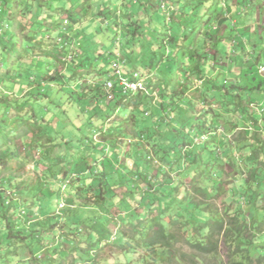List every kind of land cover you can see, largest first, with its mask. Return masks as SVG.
<instances>
[{"label": "trees", "instance_id": "1", "mask_svg": "<svg viewBox=\"0 0 264 264\" xmlns=\"http://www.w3.org/2000/svg\"><path fill=\"white\" fill-rule=\"evenodd\" d=\"M126 1L129 6L121 15L125 36L119 47L124 75L140 68V75L132 78L138 80L160 70L154 72L155 82L143 83V89L123 92L115 82L108 99L109 91L102 86L112 72L109 56L97 49L92 37L112 30L116 38L120 32L109 0H0V85L5 84L0 86V260L9 254L19 262L53 264L58 256L55 264H63L69 256L63 247L68 246L75 264L77 250L85 252L103 240L89 230V220L59 207L68 188L81 197L82 205L109 213L116 209L123 225L136 232H123L126 242L116 244L122 249L161 247L166 264H195L192 252L197 260L215 257L223 244L226 260L217 264H264V105L260 118L257 106L251 107L258 105L251 94L262 89L263 80L253 88L243 84L251 80L253 67L242 46L228 58L226 43L236 42L235 34L225 35L216 26L197 31L195 15L182 31L187 1L160 0L176 10L177 28L168 37L166 32L160 35L159 26L150 29L157 37L144 35L147 21L161 23L151 14V19L140 17L143 5L133 4L141 0ZM218 3L221 0H213L215 15ZM192 4V9L197 6ZM130 6L136 8L129 11ZM219 17L217 27H228L227 16ZM203 18L202 24L208 21ZM83 19H92L90 33ZM189 33L197 38L190 39ZM180 39H187L188 45ZM135 45L150 51L142 58L135 52L133 60L130 55L139 49H133ZM163 47L165 55L158 52ZM238 56L240 77L223 63L228 58L233 68ZM161 61L168 69L175 63L176 72L164 70ZM244 67L251 70L244 71L242 79ZM225 71L231 82L220 80ZM94 72L102 81L89 78ZM206 77L205 85L198 84ZM81 105L90 106L81 112ZM71 110L85 119L65 130L63 121ZM249 124L253 133L246 128ZM226 126L227 133H236L233 138L216 133ZM83 130L97 132L98 140ZM219 159L230 175L226 180L224 171H211ZM237 162L245 168L240 186L230 170ZM30 163L35 174L24 176ZM211 179L220 185L202 195L219 198L218 204L189 194L187 185ZM151 226L154 230L148 233ZM82 237L87 247L79 243Z\"/></svg>", "mask_w": 264, "mask_h": 264}, {"label": "rangeland", "instance_id": "2", "mask_svg": "<svg viewBox=\"0 0 264 264\" xmlns=\"http://www.w3.org/2000/svg\"><path fill=\"white\" fill-rule=\"evenodd\" d=\"M109 1H110V4L114 5L116 8L115 10H113V13L115 12L116 16L118 15L117 16V22H118V29H120V32H119V34L117 33L116 38H115V36H113L112 30L105 31L104 33L103 32L96 33L92 37L93 38L92 42L94 43V45H96L97 49L100 48V50L104 49L106 51L115 50V46L118 45L121 40H123L122 37L125 36V32L122 29V25L124 24V21L121 20V17H122L121 15L123 14L124 8L129 6V3L126 0H109ZM143 1L144 0H141V4H140V2L139 3L136 2L137 4H135V3L133 4V5H138V6L143 5V7H144L143 10L142 9L140 10V11H143V14L141 15L140 11L138 13L140 15V17L142 16L144 19H146V17L148 18V16H149V18L151 19V15H153L154 19H156L157 22L159 21V23H161V24H156V22H154V21H152V22L150 21L151 23H149L147 21V23H149V24H147L146 21L144 20L143 22L146 23V25H144L143 30L144 29L148 30V33L146 31L144 33V35H146V36L150 35L151 37H157V33L155 31H153V33L151 34L150 29L159 26L161 28L160 35H161V33L166 32V37H168L170 31L173 30V28L177 24L176 23L177 15L175 14L176 10H174L175 7H172L168 1L166 3H163L160 0H149V2L147 4H146V2L143 3ZM178 1H180V2L187 1V4H188L185 6V10L182 11V12H185L187 15V19L186 20L183 19L184 21L180 25L182 27V31L187 30V28L190 26L191 20L193 19L192 16L195 15L196 16V18H195L196 25L198 26L197 31L201 30V29L206 30V31L207 30L211 31V29L215 28V26H216V30H218V31L223 32L222 30L224 29L225 35L233 36L234 34H237V33L242 35L243 30L241 29V26L239 24L234 23L233 29L231 30V29H228L227 27L222 26V25H220V26H222L220 28L217 27L216 21L218 19H219V21L221 20L220 17L218 18V16L220 14H225V16H227L229 18L230 17L231 18L239 17V22H240L242 20V16L244 15L245 12L243 11L241 15L238 14V16H234V15H230V14L228 15V10L231 11L230 8H235V10H236L240 6L243 7V5H241V3L245 4L244 1L242 2V0H240V2H238V4H240V5H235L237 2L234 4L232 2L233 0H221V3H218V5H217L218 6V11H217L218 14L217 15H215L216 10H214L215 5H213V0H178ZM192 3L197 4V6L193 7V9L191 6V5H193ZM135 8L136 7H134V6L133 7L130 6L127 10L130 11L131 9H135ZM243 8H244V10H246L247 5ZM145 9H146V11H144ZM202 13H203V15H202ZM138 14H137V17H138ZM214 15H215V17H214ZM174 16H175V18H174ZM202 17H204L203 20L208 19V21H206L202 24V22H201ZM222 18H225V17H222ZM91 21H92V19L87 20V21H85L84 19L82 20V22H83L82 26L85 27V29H87L89 31V33L92 31L93 26H95V25H93V23ZM100 22H101V19H100ZM102 24L106 25L105 23H102ZM176 28L177 27H175V29ZM107 32L110 34V36H108ZM176 33L181 34V33H179V30H176ZM175 36H177V35H175ZM181 36L183 37V34ZM189 36H190V39L192 38V40H194L193 37L197 38L196 33L194 34V36L190 35V33H189ZM142 38L144 39V36H142ZM147 40H149V38H145V41H147ZM227 40L229 42H231L230 38H228ZM180 43L183 45H188L187 39L186 40L180 39ZM145 44H147V43H145ZM167 45L170 47V50H173V47L170 46V44H167ZM155 46H156V44L153 45V47H155ZM136 47H138L139 49H136L130 55V58H132L133 60H134V58H136L135 52H138L139 58H142L143 52H144V54H148L150 51V49H147L146 46H144V48L141 46H138V45L132 46L133 49H135ZM73 49H74V45L71 46V50H73ZM227 49H228V51L230 50L229 52H231V53L233 52V51H231L232 50L231 48L229 49V47H227ZM96 50L94 49V52H96ZM158 52L161 54L163 53L165 55L166 54V48L163 47L162 49H158ZM113 55H114V53H112V54L108 53V56H109L108 60H111L113 58ZM219 59L217 61H219ZM127 60H129V59L127 58ZM153 61H155V60H153ZM160 63H161V67L164 70H166V68L168 66L163 65L164 62H162V61ZM211 63H212V61H211ZM223 63L225 66L230 68V63H231L230 61L228 62V61L224 60ZM175 65L176 64L173 63L172 66H170V68L169 69L167 68V69L169 71H172L175 73L176 72L175 67H173ZM250 65H252V67H253L252 71H249L251 69H249L248 67L247 68L244 67L242 69V74H243L242 79L246 77L244 71H249L248 75L251 79V80L246 81V83L244 82L245 81V79H244L243 84H246L249 87L253 88L254 84H257V82L259 80H263L262 89L261 90H255L254 89V91H253L254 93L251 94V97H252L251 99L253 101L256 100L258 102L260 99L264 98V93L261 92V91H264V75L258 71L259 64H256L254 62V60H252ZM121 66L124 67L125 63H122ZM57 67L58 66H56V68ZM134 67H135V69L139 68V67L136 68V66H134ZM22 68H24V65L22 66ZM139 69L137 71L131 69L130 73H132V74L131 75L125 74V75L128 76V78L131 80L132 78H135L137 75L138 76L140 75L139 73H141V71ZM159 70H160V68H157L156 70H154L152 72L153 74L149 73V74H147V76L145 75V76L140 77L141 78L140 81L143 82L144 84L146 82L153 84V82H155V80H156V77H155L156 74L154 72L157 73V72H159ZM144 71L147 72L146 69H144ZM236 71L237 70L234 67L233 68V74L237 75V77H240V74H238ZM121 72H122V74L125 73L124 68L122 69ZM135 73H136V75H135ZM214 73L215 72L211 70V74H214ZM94 74H95V72H94ZM150 75H151V77H150ZM216 75L217 74H214V76H216ZM89 78H91L93 82H95L97 80L102 81L101 80L102 77L99 75H96L94 77L89 76ZM216 78H217V76H216ZM223 79L226 80V82H231L233 80V77L228 76V71H225L222 78H220V80L223 81ZM207 81H208V78L206 77L203 80L199 81V83L198 82L197 83L205 85L207 83ZM0 86H5V84L0 85ZM102 89L104 91H107L104 85L102 86ZM120 89H121V87H120ZM257 93H259V95H257ZM188 94H190V93H188ZM191 94L192 95L195 94V98L199 99V97H200V96L198 97V95L194 92H191ZM89 95H91V92H88L86 96H89ZM108 95H109L108 99H111L113 97V92L109 91ZM85 102L88 103V101H85ZM92 103H94V100H92ZM198 104H199V102H198ZM200 105H203V103L200 102ZM204 105H206L205 102H204ZM89 106L81 105L79 109L82 112L83 110H86V108L88 109ZM255 109L256 108L251 109L252 112ZM1 110H2V107L0 106V112H1ZM261 112L262 111L259 110V112L257 114L258 118L263 116L264 113L262 114ZM68 114H69L68 118L63 121V124L65 125V130H71L73 124L74 125H80L81 123L84 122L85 118L83 117L82 113L79 112V114L75 115L74 111L71 110V111H68ZM160 119L163 121L165 118L161 117ZM98 123H100V121H98ZM229 124L231 125L232 123H229ZM232 125H234V124H232ZM226 128H228V126H226L225 129H224V127H223V129L218 128L216 133L217 134L220 133L222 135L224 133H226L227 134L226 138H228V139L233 138V136L236 133L234 135H231V134L226 132V130H227ZM252 130H253V128L251 129V131ZM83 132L87 133L89 137L93 138V140H98L97 132H94L92 130H89V131L83 130ZM238 132H240V131H238ZM252 133H253V131H252ZM259 138H261V137H259ZM15 144L20 147L19 148L20 150H22L23 146H22L20 140L17 139L15 141ZM246 149H249V148L247 147ZM124 150L125 149H122V151H124ZM208 150L209 149H205L202 153L205 157L208 154ZM43 152L47 153V151L44 149H43ZM99 155H101L100 152L98 153V156ZM210 156H212V160H213L215 158L216 154L212 151ZM220 156H221V151H220L219 157ZM155 158H157V157H155ZM238 163L240 164V162H237V163L232 165L234 168L230 169L233 172L231 175L235 176L236 186L241 185V183H242L241 175H244V172H245V168L243 167L244 166L243 163H241L240 165ZM224 168H226L225 163L221 162V159H219L218 161H215L213 163L211 171L212 172H215L217 170H219L220 172L224 171V174L222 175V177L224 180H226L227 178H230V175H227L225 173ZM227 169L229 170V168H227ZM76 170L78 172H80V171H82V168L79 167ZM24 174H25L24 176L28 175V177L34 176L35 173H34V169L32 167V163H30V164H28V166H26V170L24 171ZM187 179H188L187 182H189V180H190L189 177ZM219 185H220V183L218 182V179H211V180H198V181H196V183L193 184V187H190V185H187V186L189 188V194L192 195L193 197L200 199V201L205 199L209 202H212V203L216 202L218 204L217 200L219 198L206 199L209 196L202 195V193H205L208 190V188H210V186H213L214 189H217V187ZM196 187H197V189H196ZM220 191L221 190H218V192H220ZM65 192H66L65 193L66 197L63 198L64 207L70 208L71 212H72L71 214L74 213V214H77V216H79L80 218H83L85 220H89V221H87L88 223L91 224L89 230H91L92 234L99 235L103 239V240H100L99 242L95 243L94 245H92L91 246L92 248H87L85 252L80 250V249L77 250L75 256H77L78 262H76L75 264H157V262H160L161 264H166V260L163 261L164 253H163L161 247H155L154 250L149 249L148 247H138V246H136V248H133V249H130V248L122 249L118 245H116L120 241L126 242V239L124 237H122L123 232H126L129 235H133V236H135V234H136V232L134 230H131V228L128 225H123L119 214L116 213V209H115V211H111L109 213L108 211L100 209L96 206L82 205L83 203H82V199L80 196L72 194L71 192L68 191V188ZM59 207H62V206L59 205ZM50 211H51V209H50ZM148 230H149L148 231V233H149L150 231H152L154 229L151 226L150 228H148ZM55 236H56V234L54 235V238H55ZM84 237H82L80 239L79 243H81V246L87 247V245H86L87 243H85V241L83 239ZM113 237H115V238L119 237V239L112 240ZM100 242H102V245L99 247ZM131 242L134 243L133 241H131ZM134 244H136V243H134ZM63 248L66 249V251L69 253V256L67 257L66 260H64L65 262H63V264H73L72 263L73 256H72L71 252L69 251L68 246H64ZM179 249L183 250L184 249L183 245L180 246ZM73 253H75V252H73ZM44 254H45V252H44ZM63 256H65V254H63L60 257L63 258ZM190 256L196 261L195 264H217V262L222 263V262H225V260H226V248L223 244H220L218 254L215 257L208 256V257H204L203 259H202V257H198V260H197V259H195L193 252L190 254ZM14 258L15 257H12L11 255L8 254L6 257H3L0 260V264H28V262H19ZM59 259L60 258L58 256H56L55 257L56 261L53 264H55L57 261H59ZM28 261H30V260H28ZM175 264H182V262L175 261Z\"/></svg>", "mask_w": 264, "mask_h": 264}, {"label": "crops", "instance_id": "3", "mask_svg": "<svg viewBox=\"0 0 264 264\" xmlns=\"http://www.w3.org/2000/svg\"><path fill=\"white\" fill-rule=\"evenodd\" d=\"M243 1L245 2V4L241 3V5H243V7L247 5L246 10H244L242 6H240L236 10L235 8H230L231 11L228 10V15L230 14L234 16H238V14L241 15L243 11L245 12L240 22L239 17H227L226 22L228 23V29L232 30L234 23H237L243 30L242 35L238 33L235 34L236 42L233 41L232 43H226L227 47H229V49L231 48V51L234 52H228V58L230 59L232 54L237 55L239 52V46H242L245 53L248 54L250 63L252 62V60H254L256 64H259V66H264V0H242V2ZM232 2L234 4L237 2L235 5H240L238 4L240 0H233ZM228 58L227 61L229 62ZM240 60V56H238L237 60H235V63L237 65L233 64V68L234 66H236L237 68H235L238 70V64L240 63ZM233 68L230 67L229 71H233ZM262 74L264 75V73ZM261 92L264 93V91ZM257 95H259V93H257ZM258 104L264 105V98L260 99L258 101Z\"/></svg>", "mask_w": 264, "mask_h": 264}, {"label": "built area", "instance_id": "4", "mask_svg": "<svg viewBox=\"0 0 264 264\" xmlns=\"http://www.w3.org/2000/svg\"><path fill=\"white\" fill-rule=\"evenodd\" d=\"M111 67H112V73H113V76L116 78L115 81H118V83L123 87L124 90L126 89H131V90H134L136 89L138 86H141V84L137 81H134V80H130L128 79L126 76H124L122 74V69H121V66H120V62L119 61H113L111 63ZM262 70L264 69V67L261 68ZM136 75V73H135ZM114 80L112 79H109L106 81V87L109 89V88H112L114 82ZM64 203L61 202L60 203V206H63Z\"/></svg>", "mask_w": 264, "mask_h": 264}, {"label": "clouds", "instance_id": "5", "mask_svg": "<svg viewBox=\"0 0 264 264\" xmlns=\"http://www.w3.org/2000/svg\"><path fill=\"white\" fill-rule=\"evenodd\" d=\"M221 6H222V5H221ZM116 41H117V40H116ZM117 42H118V41H117ZM120 44H121V41L119 42L118 45L115 46V50H112V51L114 52V55H113V59H111L110 62H109V64H110V70L112 69V67H111V63H112L113 61H116V60L119 61V62H120V66H121V64L123 63V60L120 58V56H121V54H120V49H119ZM105 53H106V55H108V53L112 54L111 51H106V50H105ZM262 67H264V66H259L258 71H259L260 73H263V72H264V69H263V70L261 69ZM123 68H124V67L121 66V69H123ZM112 72H113V71H112ZM112 72L110 73V76L108 77L107 80L112 79V80L115 81V79H113V78H115V77L113 76V73H112ZM123 75H124V74H123ZM124 76H125V75H124ZM126 77L128 78V76H126ZM128 79H129V78H128ZM140 79H141V78H139L138 80H134V81H137V82H139V83L141 84V86H138V87H137L136 89H134V90H131V89H126V90H124L123 87H122L117 81H115V82H117L118 85H120L121 90H122L123 92H126V91H128V90H129V91H130V90H131V91H135V90H138L139 88H142V89L144 88V87H143V82H141ZM107 80H106V81H107ZM131 80H133V79H131ZM106 81L104 82V86H105L106 90H107V91H108V90H111V89L113 88V86H112V88H109V89H108V88L106 87ZM115 82H114V83H115ZM253 105H256L257 108H258L260 111H262V108H263V107H261V105H259V104H258V105H257V104H251V107H253ZM246 128H248V129L250 130V129L252 128V124H249V126L246 127Z\"/></svg>", "mask_w": 264, "mask_h": 264}, {"label": "bare ground", "instance_id": "6", "mask_svg": "<svg viewBox=\"0 0 264 264\" xmlns=\"http://www.w3.org/2000/svg\"><path fill=\"white\" fill-rule=\"evenodd\" d=\"M255 97V96H254Z\"/></svg>", "mask_w": 264, "mask_h": 264}]
</instances>
